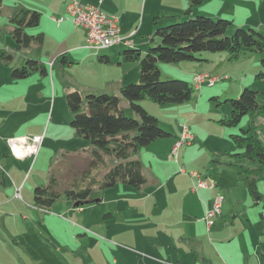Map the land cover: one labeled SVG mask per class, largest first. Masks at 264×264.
<instances>
[{"label":"rangeland","instance_id":"obj_1","mask_svg":"<svg viewBox=\"0 0 264 264\" xmlns=\"http://www.w3.org/2000/svg\"><path fill=\"white\" fill-rule=\"evenodd\" d=\"M93 1L90 0L88 3L78 2L98 7L109 16H116L114 13H107V6L101 7V3L94 4ZM205 1L199 7L205 6L211 12L222 8L226 14L225 19L233 22L227 35H231L236 28L254 29L264 35V29H259L261 28L260 22L264 21V8L256 12L254 8L246 5L244 10H238L237 8L234 13V6L230 3L220 6L215 1ZM185 6L189 7V3L186 0H148L146 7L147 11L152 8L161 10L160 14L166 16V11L168 10L177 12L184 10L183 12H185V9H183ZM54 7L50 4V0H2L0 12V137L5 142L11 138L22 139L30 137L31 139L36 136L43 137L37 155H32V157L26 155L18 159L34 158L35 161L28 173L30 180L27 187L35 182L39 183L37 186H46L49 184L51 177H54L58 182V190L63 193L69 189L78 191L81 190L82 186L83 188L88 187L92 182V178H96L97 174L99 177H103L107 173L106 164H104L105 166L100 164L99 170L89 172V178L84 182V176H86L84 171L88 169L92 161L89 151L93 147L89 141L77 136L75 130L71 127L74 115L68 108L66 96L69 93L79 92L72 89H78V84H97L95 82L96 77L102 79L103 76L107 75L117 76L122 71L117 64V59H122L121 62H123L125 58L122 54V47L111 48L115 51L122 49L120 52L113 51L111 53L112 50L108 49L85 50L84 52L72 54L68 50L73 43V39H68L67 37L71 29L77 30L71 23L67 22L62 26H58L60 24L58 22L62 19L63 21L68 19H66L67 15L61 17L51 12L54 11ZM18 8H36L35 11L41 14L40 26L35 29H27L26 32L28 34H45L42 47L34 46L27 50L17 49L16 42L11 35L13 25L9 20ZM143 10L144 8L141 11L142 15ZM171 16L173 15H168V18L159 20L161 21L160 24L169 26L190 19L189 16L185 15L181 18H172ZM197 16L208 17L195 15V17ZM234 18H236V22ZM79 31H82V29L80 28ZM119 53L120 55H118ZM146 53H143V56ZM63 54L66 55L67 60L72 65H65ZM76 55L79 58H76ZM104 55H108L112 60L111 62H115V66L102 64L103 68H98L96 63ZM198 57H203L205 61H184L176 64L159 63L161 79L163 81L182 80L194 85L193 78L196 75L208 74L211 77L221 79L213 87H209L207 84L203 85L200 90L194 87L191 101L183 104L160 105L149 99L139 102V105L146 111L158 118L161 129L172 136L157 140V143L148 150H145L146 148L142 149L144 171L149 181L147 190L144 193L147 194L149 192V194H152L158 185L162 184L163 186V192L150 198L149 207L154 206L156 201L163 203V200L165 202L171 200L186 202L185 184L179 176H176L175 170L177 168L175 169V165L178 170L184 167L187 175L192 176L193 173H197L212 189L216 184V190L219 191L218 194L223 196L224 202L221 214L227 218L228 230L232 231L236 237L235 245L239 247L247 246L245 240V235L247 234H243L245 232L244 228L247 227V233L253 235L255 243L261 250H264V197L261 200L254 201V198L248 193V179L246 176L239 172V167L228 166L232 160L231 155L239 152V149L231 140L232 134H241V129H247L251 123H254L259 126L260 135L264 139V111L258 118L254 115L244 116L237 127H226L219 123L220 120L231 116L232 110L228 102L229 99L239 98L241 93L247 88L264 94V77H258L260 73H264V52L249 51L243 54L238 61H230L226 52H204L200 55L198 54ZM28 59H38L47 62L48 65L57 59H59V62H57L54 70L49 67V75L47 77H43L39 72H36L26 79L14 81L12 72L15 69L26 67ZM81 59L85 60L82 62ZM186 66H190V70L186 69ZM192 66L196 69L192 68L195 71L192 73L193 76H190L189 73L192 70ZM130 77H133V72ZM139 80L136 82L129 81L126 85L137 84ZM80 94L83 98L88 95L87 93ZM259 102L264 104V96H260ZM123 106L127 116H134L126 100H124ZM184 125L189 128L195 140L190 146L185 145L180 149L179 159L177 160L174 151H168L167 145H170L172 141L177 142L182 136V126ZM154 151L159 154L157 159L153 158ZM37 160L38 163L35 166ZM170 160L172 164L174 163L173 165L169 162ZM238 163L245 168L253 167L252 163L247 160ZM107 167L110 168V166ZM154 178L161 181L158 182L157 180V183H154ZM174 185L179 188L180 192L170 194L169 190L171 187L174 189ZM257 187L261 194L264 195V175L257 178ZM92 191L91 200L95 201L94 204L81 207L86 209V216H89V213L93 214V221H98V223L95 227L87 230L91 234L95 233L102 238L105 236L106 240L108 239L105 231H108L109 238L119 242L122 241L121 247L125 246L128 248L125 244L129 247H136L137 245L135 244L137 242L135 243L132 237H129L131 233L128 232L129 228L131 229L130 226L134 227V220L128 219L124 214L119 217L114 216V213L113 218H105L104 215L111 211L110 208L107 210L108 204L100 206L96 202L102 197H105L106 200L116 198L131 200L133 197L130 192L136 190L118 184L116 188L104 191L100 189L99 184H96L93 185ZM62 199L61 201H65L64 197ZM256 202L258 203L257 206L255 205ZM236 205L240 206L239 209L234 208ZM90 206L94 207L92 208L94 210L89 209ZM161 208L163 207L159 205V209H155L153 212L157 213L162 210ZM101 209H106L104 215L100 214ZM52 210L59 213L56 209ZM249 217L252 219V225H248ZM211 221L213 220L211 219ZM233 221L234 223L232 224ZM107 227L109 229H106ZM1 229L0 225V231ZM17 231L21 233L24 231L21 222ZM137 232H139V229ZM123 233L124 236H121ZM136 237L139 238L138 234ZM83 239L84 237H82ZM14 245L13 242H10L4 246V243L0 241L1 264H24L21 263V259L26 263L23 250H21L22 246ZM80 247L82 250L87 249L83 242ZM91 248L93 249V255L90 262L97 261V264H112L113 254L119 259L118 252L114 250L113 246L106 244V241H99L98 244L95 242ZM31 250L37 254L39 249L32 247ZM42 251H40V254L43 258ZM121 255H123L122 252ZM83 259L84 262L87 261L85 258ZM116 264H125V262L119 259Z\"/></svg>","mask_w":264,"mask_h":264},{"label":"crops","instance_id":"obj_2","mask_svg":"<svg viewBox=\"0 0 264 264\" xmlns=\"http://www.w3.org/2000/svg\"><path fill=\"white\" fill-rule=\"evenodd\" d=\"M71 1L50 0V4L55 6L54 11L51 12L61 17L66 16L67 6ZM78 1L82 3L90 2V0ZM212 1L217 2L220 6L230 3L234 6V13L237 11V8L238 10H244V6L246 5L254 8L256 12L264 8V0ZM93 3H101V7L107 6V13H114L119 17L120 36L128 39L129 42L122 41V43L115 47H122L123 51L127 48L139 50L142 55L147 52L153 43V39L156 38L157 28L162 26L160 24L161 21L157 22L155 20L158 15H162L160 14L161 10L152 8L147 11L148 0H94ZM143 8L142 15L141 11ZM188 8V6H185L183 9L186 12ZM29 9L36 10V8ZM182 12L168 10L166 11V16L173 15L171 16L172 18H179L184 13ZM195 15H205L213 19L225 18L226 16L222 8L211 12L205 6L195 8L192 12V17H195ZM234 19L236 22V18ZM65 22L71 23L76 28L75 30H77L71 29L67 37L68 39H73V43L68 51H71L72 54H77L90 50L86 47V31L81 27H76L69 20H64L58 26H62ZM260 23L261 28L259 29L263 30L264 21ZM65 26L69 27L68 25ZM80 28L82 31H79ZM122 49L117 51L120 52ZM110 50H112L111 53L115 51L113 49ZM75 57L77 58L78 56L76 55ZM104 57L108 58V62L102 61L99 58V62L96 63L98 68H103L102 64L115 66V62H111L112 60L108 55H104ZM83 60L85 59H81L82 62ZM117 60V64L122 70L117 76H103V80L96 77L95 82L97 84H78V87L81 89L78 87V89H72L87 94L107 93L119 95L120 89L129 81L136 82L140 79V63L139 61L127 62L125 59L123 62H121L122 59ZM43 63L48 69L51 67L53 70L57 65V63L53 65L54 62L50 63L51 66L47 62ZM185 68L190 70V66H186ZM192 68L195 67L192 66ZM194 71L192 69L189 75L193 76L192 73ZM132 72L133 77L131 78ZM177 136L179 135L177 134ZM170 137L172 136L170 135ZM156 143L157 141L153 142L145 150L152 148ZM175 143L172 141L170 145H167L168 151L173 150ZM141 152L142 150L137 153L135 158L142 163L146 183L139 189L122 184L136 190L130 192L133 199L120 200L116 198L106 200L105 197H102L100 200H96L100 206L108 204L107 210L110 208L111 211L105 215L106 209H101L100 212L105 218H113L114 213V216L119 217L121 214H124L128 219L134 220V227L130 226L131 229L129 228L130 231L128 230V232L131 233L129 237H132L135 243L137 242L135 244L137 246L129 247L125 244L128 247L126 248L125 246H120L122 245V241L119 242L118 240L109 238L108 231H105L108 240L105 239V236L102 238L95 233L91 234L87 229L95 227L98 221H93V214L91 213H89V216H86V209L81 207V205L76 206L77 203H69L66 199H64L65 201H61L63 200L62 197L48 210L34 206V189L39 187L37 186L39 183L35 182L27 187L30 180L28 173L35 162L34 158L16 159L10 151L7 140L5 142L0 137V225L2 227L0 241L4 243V246L10 242H13L14 246L21 245V250H23V255L26 259V263L22 259L21 263L24 264H72V262L74 264H97V261L90 262L93 255L91 246L95 242L98 244L99 241H106V244L113 246L114 250L118 252L119 259L123 260L125 264H264V250H261L255 243V237L247 233V227L244 228L245 232L243 233L247 234L245 235L247 246L239 247L235 245L236 237L232 231L228 230L227 218L223 217V214L213 218L211 222L207 220L206 214L213 208L215 196L219 193L216 190L217 185L215 184L213 189L211 186L207 189H196V177L187 175L184 167L178 170V167L175 165V169L177 168L175 174L185 184L184 193L187 201L171 200L165 202L163 200L164 204L156 201L154 206L149 207L150 198L163 192V186L162 184L158 185L152 194H149V192L147 194L144 193L147 190L149 181L144 171L143 153ZM158 155L156 151L153 152L154 159H157ZM169 162L171 165L174 164H172L171 160ZM37 163L38 160L35 166ZM153 180L155 181L154 183H157V180L158 182L161 181L155 178ZM18 189L20 191L19 196L17 195ZM169 191L170 194L180 192L177 186L174 189L171 187ZM258 192L260 196L256 199L254 198V201L261 200L264 197L259 189ZM94 202L92 201L88 205H92ZM159 205L163 207L161 208L162 210L157 213L153 212L155 209H159ZM255 205L257 206L258 203L256 202ZM239 207L236 205L234 208L239 209ZM92 208L94 207L90 206L89 209L94 210ZM52 209H56L59 213H56ZM251 220L249 217L248 225H252ZM20 222L24 229L23 233L17 231ZM242 222L244 223L243 220ZM106 229L109 228L107 227ZM138 229L139 232H137ZM137 234L139 238L136 237ZM121 236H124V233ZM82 237L86 240H82ZM82 242L87 247L86 250H82L80 247ZM32 247L39 249L38 255L31 250ZM41 250H43V258L40 254ZM121 252L123 255H121ZM113 255L112 264H116L119 259L115 254ZM83 258L87 260V263L84 262Z\"/></svg>","mask_w":264,"mask_h":264},{"label":"trees","instance_id":"obj_3","mask_svg":"<svg viewBox=\"0 0 264 264\" xmlns=\"http://www.w3.org/2000/svg\"><path fill=\"white\" fill-rule=\"evenodd\" d=\"M186 1L189 3V8L179 18L185 15L190 19L158 27L156 38L153 39L145 56L139 50L123 51L126 61L140 63V80L137 84L123 86L119 95L88 94L83 98L79 92L67 94V105L74 115L71 127L80 138L89 141L93 147L89 151L92 161L84 171L86 175L84 182L88 180L89 172L99 170L100 164H106L107 173L103 177L97 174L88 187L82 186L78 191L69 189L63 193L57 188V179L51 177L48 185L34 189V206L48 210L62 197L69 203H81L83 204L81 206H85L92 203L93 185L99 184L101 190L114 188L118 184L139 189L146 183L142 163L135 156L153 142L170 137V134L161 129L158 118L146 111L139 102L149 99L160 105L183 104L191 101L194 93V85L187 81H163L159 63L203 62L205 59L199 58L198 54L204 52H226L230 61H238L249 51L264 52L263 34L254 29L236 28L231 35H227L233 25L231 20L192 17L193 10L203 5L205 0ZM1 8L2 0H0V12ZM164 18L168 16L158 15L155 20L158 22ZM9 21L13 25L11 35L18 50H27L34 46L42 47L45 40L43 33L26 32L27 29L40 26L39 12L18 8ZM62 57L65 65L71 64L65 54ZM107 59L104 56L100 57L102 61L108 62ZM57 62L59 59L53 65ZM36 72L45 77L49 75V69L42 61L28 59L26 67L12 72V78L17 82ZM258 77L263 78L264 73H260ZM261 95L264 96L258 91L247 88L239 98L229 99L231 116L220 120L219 123L226 127H237L244 116L260 117L264 111V104L259 102ZM124 100L129 103L134 116L125 114L122 105ZM231 140L239 152L231 155L229 166L240 168L239 172L248 179L250 196L256 199L260 196L257 178L264 175V139L260 135L259 126L251 123L247 129H241V134H232ZM243 160L252 163L253 167L245 168L238 163Z\"/></svg>","mask_w":264,"mask_h":264},{"label":"built area","instance_id":"obj_4","mask_svg":"<svg viewBox=\"0 0 264 264\" xmlns=\"http://www.w3.org/2000/svg\"><path fill=\"white\" fill-rule=\"evenodd\" d=\"M72 20L76 27H81L86 31L87 34V44L86 47L90 50H98L100 48L111 49L117 46L122 41H129L128 39L122 38L120 36L119 27V17L109 16L103 13L98 7L91 6L89 4H82L76 0H72L67 6V18ZM63 19L58 22L61 23ZM219 80L218 77H211L210 75H196L193 81L196 82L197 89L207 84L213 87ZM195 140V137L190 132L187 126H182V136L174 144L173 151L175 153L176 159H179L180 149L187 145H191ZM43 137H33L15 139L11 138L7 140V144L10 148L12 155L19 159L23 156L37 155L41 147ZM193 176L197 178L196 189L209 188V185L199 177V174L193 173ZM18 196L20 191L18 189ZM224 199L223 196L217 194L214 199L213 208L208 212L206 218L211 220L219 215H221L222 205Z\"/></svg>","mask_w":264,"mask_h":264},{"label":"bare ground","instance_id":"obj_5","mask_svg":"<svg viewBox=\"0 0 264 264\" xmlns=\"http://www.w3.org/2000/svg\"><path fill=\"white\" fill-rule=\"evenodd\" d=\"M126 43H127V41H125ZM129 42V41H128ZM120 44V43H119ZM118 44V45H119ZM98 50H107V48H100V49H98ZM203 75H206V74H203ZM194 87L197 89V87H196V82H194Z\"/></svg>","mask_w":264,"mask_h":264},{"label":"water","instance_id":"obj_6","mask_svg":"<svg viewBox=\"0 0 264 264\" xmlns=\"http://www.w3.org/2000/svg\"><path fill=\"white\" fill-rule=\"evenodd\" d=\"M80 205H83V204H81V203H77V204H76V206H80Z\"/></svg>","mask_w":264,"mask_h":264}]
</instances>
